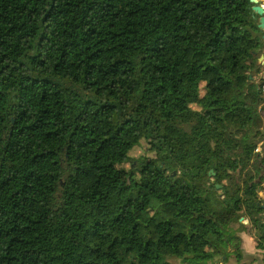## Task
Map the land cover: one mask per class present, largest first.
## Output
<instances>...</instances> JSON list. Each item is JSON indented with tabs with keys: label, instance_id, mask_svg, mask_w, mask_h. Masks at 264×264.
<instances>
[{
	"label": "trees",
	"instance_id": "16d2710c",
	"mask_svg": "<svg viewBox=\"0 0 264 264\" xmlns=\"http://www.w3.org/2000/svg\"><path fill=\"white\" fill-rule=\"evenodd\" d=\"M251 6L0 0V264H240L241 232L264 255Z\"/></svg>",
	"mask_w": 264,
	"mask_h": 264
},
{
	"label": "rangeland",
	"instance_id": "374dc122",
	"mask_svg": "<svg viewBox=\"0 0 264 264\" xmlns=\"http://www.w3.org/2000/svg\"><path fill=\"white\" fill-rule=\"evenodd\" d=\"M203 85L204 84H202V87L200 89V104L201 103L204 104L207 102V94L205 93ZM194 107H196V106H194ZM253 109H255L254 106H253ZM140 156H142V157L145 156V158H146L145 159L146 162H144L145 166L149 165V163H148L149 161H156L155 152L148 151V145L145 143V141H141L139 146L135 147L129 153V158L122 157V159H121L122 161L119 165L121 174L124 175L127 171H129L131 168V165L133 164V160L139 158ZM259 194L262 195L263 193L260 191ZM241 221L245 222V220H241ZM245 233H247V232H245ZM251 238L254 240L253 237H251ZM245 248L248 250L251 249V248H249V246L247 244L245 245ZM258 254L260 255V257L264 256L262 251L260 253H258V252L257 253H250V251H247V253H245V257L243 258V260L240 264H243V263L252 264L253 257H257ZM234 264H238V263L234 262Z\"/></svg>",
	"mask_w": 264,
	"mask_h": 264
},
{
	"label": "crops",
	"instance_id": "0c3cea01",
	"mask_svg": "<svg viewBox=\"0 0 264 264\" xmlns=\"http://www.w3.org/2000/svg\"><path fill=\"white\" fill-rule=\"evenodd\" d=\"M257 35H261V47L256 51L257 53H255L257 55V62L259 63V69L257 68V71L254 72V76L251 75V77H252L251 79H259V78L264 77V59H263V62L262 61L259 62V59H258V55L264 51V39L262 37L263 32H260L257 29L256 31H254L253 37L258 38ZM254 70H256V68H254ZM254 108H255L254 109L255 114L261 113V115L264 119V112L261 111V107L259 105H255ZM240 236L242 238V249L245 253H247V251H250V253H257V252L260 253L261 252L260 250L255 248V241L251 238L252 236H250L248 233H245V232H241ZM246 244L251 249H249V250L246 249L245 248ZM257 256L260 257L259 254ZM256 264H264V261L263 262H256Z\"/></svg>",
	"mask_w": 264,
	"mask_h": 264
},
{
	"label": "water",
	"instance_id": "95a60500",
	"mask_svg": "<svg viewBox=\"0 0 264 264\" xmlns=\"http://www.w3.org/2000/svg\"><path fill=\"white\" fill-rule=\"evenodd\" d=\"M253 6L251 10L255 14V18L257 19L256 28L260 31L263 32V39H264V6L262 4L258 3V0H249ZM254 53H257L256 51ZM259 62L264 59V51L258 55ZM249 78L251 79V75H249ZM242 220V218H241Z\"/></svg>",
	"mask_w": 264,
	"mask_h": 264
},
{
	"label": "built area",
	"instance_id": "2783aa9c",
	"mask_svg": "<svg viewBox=\"0 0 264 264\" xmlns=\"http://www.w3.org/2000/svg\"><path fill=\"white\" fill-rule=\"evenodd\" d=\"M262 91H263V94H264V85L262 86ZM263 147H264V124H263V127H262L261 140L257 143V146L255 147L254 151L255 152H261Z\"/></svg>",
	"mask_w": 264,
	"mask_h": 264
},
{
	"label": "flooded vegetation",
	"instance_id": "af4514ba",
	"mask_svg": "<svg viewBox=\"0 0 264 264\" xmlns=\"http://www.w3.org/2000/svg\"><path fill=\"white\" fill-rule=\"evenodd\" d=\"M258 3L259 4H262L263 6H264V0H258ZM252 6H253V4H252ZM252 6H251V8H252ZM250 19H251V22H253V24H256L257 23V19L255 18V14H254V12L251 10V12H250ZM257 39H261V35H257Z\"/></svg>",
	"mask_w": 264,
	"mask_h": 264
}]
</instances>
